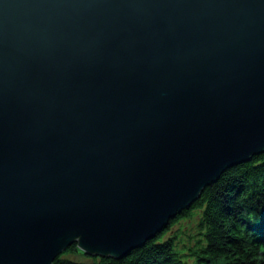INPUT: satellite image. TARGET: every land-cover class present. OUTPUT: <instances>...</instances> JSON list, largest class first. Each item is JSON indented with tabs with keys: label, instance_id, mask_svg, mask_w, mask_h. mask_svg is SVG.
<instances>
[{
	"label": "water",
	"instance_id": "95a60500",
	"mask_svg": "<svg viewBox=\"0 0 264 264\" xmlns=\"http://www.w3.org/2000/svg\"><path fill=\"white\" fill-rule=\"evenodd\" d=\"M264 151V0H0V264L120 258Z\"/></svg>",
	"mask_w": 264,
	"mask_h": 264
},
{
	"label": "trees",
	"instance_id": "16d2710c",
	"mask_svg": "<svg viewBox=\"0 0 264 264\" xmlns=\"http://www.w3.org/2000/svg\"><path fill=\"white\" fill-rule=\"evenodd\" d=\"M194 214L191 227H179ZM53 264H264V151L225 169L155 237L126 255H91L72 243Z\"/></svg>",
	"mask_w": 264,
	"mask_h": 264
},
{
	"label": "rangeland",
	"instance_id": "374dc122",
	"mask_svg": "<svg viewBox=\"0 0 264 264\" xmlns=\"http://www.w3.org/2000/svg\"><path fill=\"white\" fill-rule=\"evenodd\" d=\"M255 155V154H254ZM195 214L193 215V217H190V219H188L187 217H185L184 219H182L178 225L179 227L183 228L184 230H187L189 227H191L192 222H195ZM182 236H184V234H182ZM185 237V236H184ZM152 238V237H151ZM78 257H82L83 254H78Z\"/></svg>",
	"mask_w": 264,
	"mask_h": 264
},
{
	"label": "bare ground",
	"instance_id": "6f19581e",
	"mask_svg": "<svg viewBox=\"0 0 264 264\" xmlns=\"http://www.w3.org/2000/svg\"><path fill=\"white\" fill-rule=\"evenodd\" d=\"M171 220V219H170Z\"/></svg>",
	"mask_w": 264,
	"mask_h": 264
}]
</instances>
